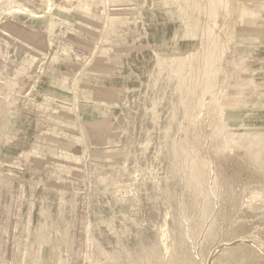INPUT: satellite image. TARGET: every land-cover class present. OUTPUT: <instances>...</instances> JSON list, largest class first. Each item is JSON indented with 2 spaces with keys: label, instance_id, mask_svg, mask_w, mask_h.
Here are the masks:
<instances>
[{
  "label": "rangeland",
  "instance_id": "rangeland-1",
  "mask_svg": "<svg viewBox=\"0 0 264 264\" xmlns=\"http://www.w3.org/2000/svg\"><path fill=\"white\" fill-rule=\"evenodd\" d=\"M142 2L0 0V264H264V0Z\"/></svg>",
  "mask_w": 264,
  "mask_h": 264
},
{
  "label": "crops",
  "instance_id": "crops-1",
  "mask_svg": "<svg viewBox=\"0 0 264 264\" xmlns=\"http://www.w3.org/2000/svg\"><path fill=\"white\" fill-rule=\"evenodd\" d=\"M142 1L143 2L140 3V8L141 10H144L145 12L140 13L139 11V14H137L136 16L137 17L140 16V22L142 20L141 29L145 27L147 35H150L148 33L149 30L151 31L153 29L160 30L161 28L165 26L167 27L171 26L176 36L179 33L182 36L183 35L188 36V38L189 37L191 38V36H193L194 31L191 26V21L193 20L192 0H142ZM152 5L154 6V8ZM146 9H148V12ZM154 11L156 13H154ZM153 18H155V22ZM189 41L191 42V39ZM143 45L151 47V48L146 49V51L148 50L153 51L150 43L146 42ZM113 244L114 245L117 244V242L115 241V238H107L105 245H108L109 247L107 248L105 247V255H107L108 257L112 256V245ZM119 250H120L119 254H121L122 248H119ZM104 264H112V263L110 260L109 263H104Z\"/></svg>",
  "mask_w": 264,
  "mask_h": 264
},
{
  "label": "bare ground",
  "instance_id": "bare-ground-1",
  "mask_svg": "<svg viewBox=\"0 0 264 264\" xmlns=\"http://www.w3.org/2000/svg\"><path fill=\"white\" fill-rule=\"evenodd\" d=\"M51 1V0H50ZM202 2H204V0H201ZM201 2V3H202ZM211 2V1H210ZM225 3V2H224ZM230 3H231V1H230ZM231 9H232V7H230ZM12 11V10H11ZM13 11H15V12H17V13H21V12H32L33 10H32V8L31 7H29V6H26V8H24L23 10H21V8L20 9H15V10H13ZM47 11V10H46ZM246 11V10H245ZM223 12V11H222ZM221 12V13H222ZM222 18V17H221ZM241 18V17H240ZM204 19H205V17H204ZM212 25V24H211ZM222 26V25H221ZM220 26V27H221ZM210 29V28H209ZM200 30H202V29H200ZM206 31V30H205ZM209 31H211V30H209ZM224 31V30H223ZM222 31V32H223ZM201 33V32H200ZM209 33V32H208ZM193 34H195V35H197L196 33H193ZM201 34H203V35H205V34H207V32H204V31H202V33ZM194 35V36H195ZM203 35H202V37H203ZM222 35V34H221ZM223 35H225V34H223ZM222 35V36H223ZM206 36V35H205ZM204 38V37H203ZM221 38V37H220ZM225 38V37H224ZM206 39V38H205ZM231 41V40H230ZM196 43H198V40H196L195 41ZM199 47H200V45H199ZM198 48V47H197ZM197 48L195 49V50H197ZM199 51L201 52V50L199 49ZM220 51H221V49H220ZM192 52V51H191ZM197 53V52H196ZM191 54V53H190ZM194 55V54H193ZM193 55H189V58L191 59L192 58V56ZM196 57V56H195ZM200 57H198V59H199ZM202 58V57H201ZM189 59V60H190ZM196 59V58H195ZM222 59V58H221ZM192 60H194V57H193V59ZM195 62V61H194ZM197 62V61H196ZM200 62V61H199ZM194 65V64H193ZM195 67V66H194ZM218 67V66H217ZM213 70V69H212ZM214 74V73H213ZM211 79V78H210ZM210 81V80H209ZM211 82V81H210ZM209 85H210V83H209ZM218 85V84H217ZM216 85V86H217ZM208 87V86H207ZM206 90H208L207 88H206ZM214 90V89H213ZM217 90V89H216ZM195 91V90H194ZM210 93V92H209ZM206 94H207V92H206ZM211 94V93H210ZM213 94V93H212ZM213 96H215V94L213 95ZM212 96V97H213ZM206 98V97H205ZM212 101V100H211ZM204 102V101H203ZM217 102V101H216ZM205 106V105H204ZM249 196V195H248ZM255 197H256V200L257 201H264V192H259V193H256V195H255ZM243 202V201H242ZM244 207V206H243ZM246 208L248 209L247 211H251L252 210V208H251V205H247L246 206ZM168 220V219H167ZM259 225V224H258ZM167 226V225H166ZM169 234V233H168ZM168 234H166V235H168ZM164 235V234H163ZM169 237V236H168ZM166 241V240H165ZM227 246V245H226ZM167 250V249H166ZM169 253H170V251H169ZM210 261V260H209ZM218 263H219V261H218Z\"/></svg>",
  "mask_w": 264,
  "mask_h": 264
}]
</instances>
